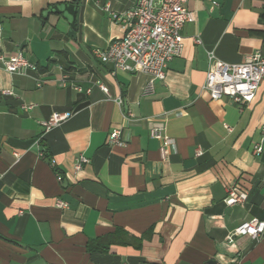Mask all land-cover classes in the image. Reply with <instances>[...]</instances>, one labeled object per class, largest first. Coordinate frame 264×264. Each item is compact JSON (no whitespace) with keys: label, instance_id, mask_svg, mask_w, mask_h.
<instances>
[{"label":"crops","instance_id":"crops-1","mask_svg":"<svg viewBox=\"0 0 264 264\" xmlns=\"http://www.w3.org/2000/svg\"><path fill=\"white\" fill-rule=\"evenodd\" d=\"M136 1L0 0V51L34 64L23 74L0 66V264H264V235L228 239L264 219V153H253L264 79L245 104L202 89L209 52L227 63L264 55V0L188 2L195 21L182 30V54L150 95L148 75L112 74L92 53L124 33ZM66 2L79 7L74 33L61 15H42ZM67 111L43 132L41 121ZM152 123L176 144L166 158ZM115 128L124 145L108 143ZM80 154L89 161L75 171ZM236 184L248 197L229 206Z\"/></svg>","mask_w":264,"mask_h":264},{"label":"built area","instance_id":"built-area-1","mask_svg":"<svg viewBox=\"0 0 264 264\" xmlns=\"http://www.w3.org/2000/svg\"><path fill=\"white\" fill-rule=\"evenodd\" d=\"M191 0H137L135 4L123 13L125 31L121 36L113 38L107 47L94 48L93 55L103 63L113 65L112 74L118 70L126 72H141L148 75V81L143 87V94L150 95L154 92L157 80L166 77L169 62L182 54V30L187 23L195 21L194 12L187 8ZM213 5H218L220 0H211ZM105 10H109L106 6ZM114 18H119L112 12ZM209 69L206 74L202 89L207 91L212 100L228 97L233 102L245 104L251 102L264 79V55L261 51L247 54L239 63H227L218 59L213 52L208 53ZM0 66L9 73L23 74L34 64L22 53L6 57L0 51ZM62 69L61 66H59ZM46 80H38L41 86ZM63 76L60 83L65 84ZM99 87L107 91L102 83ZM79 92L89 93L91 87L83 88L74 86ZM121 102V100H120ZM32 105L27 106L31 108ZM72 116V111L54 112L47 119L41 121L43 132L59 125ZM133 114L124 113V118L129 120ZM164 124L152 123L150 136L162 141L159 148L162 158L176 151L174 140L164 134ZM261 139L254 143L253 153H264V124L261 126ZM108 143L124 145L118 128L112 129L108 135ZM200 150L196 152L197 155ZM18 155V154H15ZM89 159L80 154L74 162V170L79 171ZM248 197L247 190L239 185L229 186L224 201L227 205L243 204ZM57 206L66 208L67 202L58 199ZM249 235L259 238L264 235V219L252 218L242 222L229 234L228 239ZM52 264V263H48Z\"/></svg>","mask_w":264,"mask_h":264},{"label":"water","instance_id":"water-1","mask_svg":"<svg viewBox=\"0 0 264 264\" xmlns=\"http://www.w3.org/2000/svg\"><path fill=\"white\" fill-rule=\"evenodd\" d=\"M56 13L65 18L70 25V33L75 32L76 24L79 19V7L75 3H63L62 5L54 4L43 12V16H47L49 13ZM207 264H216L214 260H209Z\"/></svg>","mask_w":264,"mask_h":264}]
</instances>
